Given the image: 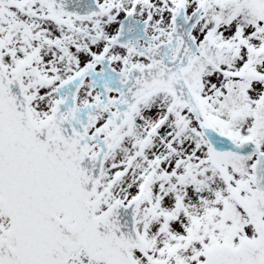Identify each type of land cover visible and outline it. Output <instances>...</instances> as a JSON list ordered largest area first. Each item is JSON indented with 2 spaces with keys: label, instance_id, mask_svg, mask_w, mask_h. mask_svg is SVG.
Here are the masks:
<instances>
[{
  "label": "snow or ice",
  "instance_id": "snow-or-ice-1",
  "mask_svg": "<svg viewBox=\"0 0 264 264\" xmlns=\"http://www.w3.org/2000/svg\"><path fill=\"white\" fill-rule=\"evenodd\" d=\"M0 264H264V0H0Z\"/></svg>",
  "mask_w": 264,
  "mask_h": 264
}]
</instances>
